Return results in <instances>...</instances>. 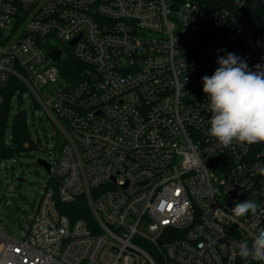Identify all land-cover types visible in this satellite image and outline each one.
Here are the masks:
<instances>
[{
	"label": "built area",
	"instance_id": "built-area-1",
	"mask_svg": "<svg viewBox=\"0 0 264 264\" xmlns=\"http://www.w3.org/2000/svg\"><path fill=\"white\" fill-rule=\"evenodd\" d=\"M228 52L264 64V7L0 0V114L17 78L58 130L25 235L0 223V264H264L239 255L264 216L231 212L264 207V143L223 148L206 134L201 78ZM70 53L87 69L69 79ZM79 196L93 222L59 208Z\"/></svg>",
	"mask_w": 264,
	"mask_h": 264
},
{
	"label": "clouds",
	"instance_id": "clouds-1",
	"mask_svg": "<svg viewBox=\"0 0 264 264\" xmlns=\"http://www.w3.org/2000/svg\"><path fill=\"white\" fill-rule=\"evenodd\" d=\"M216 63L213 75L201 78L209 101L207 111L211 114L206 134L223 148L264 143V64L256 65L253 71L242 57L232 52L223 56L218 53ZM231 212L237 218L246 214L255 217L258 212L264 216V207L246 199L235 203ZM239 255L264 262V228L258 230L251 245L240 242Z\"/></svg>",
	"mask_w": 264,
	"mask_h": 264
},
{
	"label": "rangeland",
	"instance_id": "rangeland-1",
	"mask_svg": "<svg viewBox=\"0 0 264 264\" xmlns=\"http://www.w3.org/2000/svg\"><path fill=\"white\" fill-rule=\"evenodd\" d=\"M13 104L7 128L8 145L13 143L14 117L18 112L26 115L31 137L40 141L25 154L0 161V223L11 234L24 236L34 213V204L50 180V174L38 163V158L51 155L58 130L46 112L32 103L28 92L23 93L22 100L16 95ZM4 204L12 206L13 215L5 211ZM13 216L17 219L12 223Z\"/></svg>",
	"mask_w": 264,
	"mask_h": 264
},
{
	"label": "trees",
	"instance_id": "trees-1",
	"mask_svg": "<svg viewBox=\"0 0 264 264\" xmlns=\"http://www.w3.org/2000/svg\"><path fill=\"white\" fill-rule=\"evenodd\" d=\"M198 1L205 3L209 8H215L224 3H230L232 0ZM250 1L258 3L260 7H264V0ZM60 69L63 76L66 78H76L82 71L87 69V64L81 61L77 56H75V54L70 53L60 63ZM18 89L20 91H18ZM23 91H25V86L17 78H13L4 91V101L0 114V160L25 154L29 149L34 146L37 147L40 143L39 140L36 141L31 137L27 117L21 112L16 113L14 117L13 143L12 145H8L7 143V128L9 126L10 113L14 106L13 98L18 95L22 100ZM59 208H61L63 212L67 213L73 219L84 217L90 222H93L92 213L89 209L85 196H79L70 203H59Z\"/></svg>",
	"mask_w": 264,
	"mask_h": 264
},
{
	"label": "water",
	"instance_id": "water-1",
	"mask_svg": "<svg viewBox=\"0 0 264 264\" xmlns=\"http://www.w3.org/2000/svg\"><path fill=\"white\" fill-rule=\"evenodd\" d=\"M75 40H73L71 43H74ZM61 53L62 51L60 49H53L49 52V55L50 57H52L56 62H60L61 61ZM38 163L41 164L42 166H44V168L47 170L48 173L51 172V166H50V163L45 160L44 158L40 157L38 158ZM20 180H23V178H20ZM2 202V200H1ZM5 211L9 214V215H13V209H12V206L10 204H4L3 205ZM17 219L16 216H13L12 217V223L15 222Z\"/></svg>",
	"mask_w": 264,
	"mask_h": 264
}]
</instances>
